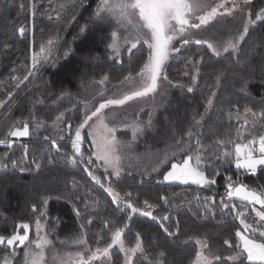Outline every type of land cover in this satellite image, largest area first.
I'll list each match as a JSON object with an SVG mask.
<instances>
[{
    "label": "trees",
    "instance_id": "obj_1",
    "mask_svg": "<svg viewBox=\"0 0 264 264\" xmlns=\"http://www.w3.org/2000/svg\"><path fill=\"white\" fill-rule=\"evenodd\" d=\"M98 3L99 0H0V137L4 138L10 129L22 127V123L27 121L30 130L27 139L16 141L11 147L0 145V158L9 163V167L0 168V235L9 237L14 232H20L17 225L33 224L40 213L47 209L51 219H55L58 212L70 215L75 225L72 234L82 228L85 240L92 248H103L111 243V234L116 228H124L122 239L128 246L135 244L139 233L147 256L145 258L138 253L139 258H134V264H149L161 250L166 253L164 264H193L198 251L195 238L206 239L209 251L221 256L223 264H232L226 258L235 253L238 242L235 231L242 227L237 211L243 212L246 221L251 224L257 225L255 218L258 217L249 205L234 198L227 200L228 177L232 178L233 184L243 182L258 189L264 187V180H259L256 174L236 170L232 163H225L224 152L234 153V143H245L264 135V118L252 117L243 111L246 106L257 113L264 110V46L258 43L264 38V22H258L251 28V39L242 45L238 58L229 53L216 56L210 53L206 44H196L195 40H190L180 46L178 53L166 65L165 75L172 84L193 85L197 68L200 76H207L204 84L199 85L201 94H198V89L192 93V117L187 128L192 127L193 117L205 112L208 98L214 92V77H220L214 105L204 120L200 136L187 152L192 156L204 152L201 162L207 170L218 167L220 171V175L214 177L216 183L205 188L157 181L139 183L138 176L125 174L109 185L121 195L131 193V197L126 199L133 205L144 208V201L147 200L155 206L150 209L153 215H169L165 223L175 234L168 236L156 221L138 213L131 214L130 210L123 209V205L118 209L104 191L108 185L101 170L93 172L90 169L104 180L97 183L84 171L85 167L89 168L88 165L67 163L65 154H72L71 142L67 139L58 142L57 151L51 145L50 138L45 140L46 134L35 132L33 121L37 120L35 114L39 115L42 108L41 100L49 103L55 99V94L73 91L83 81L95 76L106 75L109 80L119 84L129 73L136 74L147 58V45L140 44L131 54H124L121 62L110 60L112 50L106 45L111 42V34L98 27L94 15ZM261 8H264V0H253L249 12L254 16ZM246 13H239L242 21ZM21 26L28 28L23 38L17 31ZM199 33L202 41L220 39L208 31ZM49 40L53 41L50 45L52 55L47 62L40 61L33 68V55L41 56L40 48L47 46ZM29 72L32 75L27 80L23 79ZM16 77L19 82L14 79ZM245 77L251 82L248 91L242 93L239 88ZM69 117L68 123L76 127L82 120L81 107L76 106ZM171 119L174 122L166 123V129L176 128L182 122L181 118ZM121 135L126 137L125 134ZM83 137L81 151L86 159L89 153L86 150V133ZM227 138H231L233 144L224 148L214 144L216 140ZM208 145H213V148L204 151ZM25 147L29 152L26 157L23 156ZM21 157L20 166L13 168L10 160L21 161ZM49 157H52L53 163H48ZM34 159L41 165L39 169L33 163ZM20 168L27 170L22 172ZM259 171L264 174V168ZM206 197H213L216 201L215 205L207 202L208 211L205 210ZM45 198L47 204L44 203ZM221 199L235 204L236 210H222ZM129 215L132 216L131 220L127 218ZM89 220L92 222L88 223ZM125 224L127 227H124ZM225 239H229L230 244L225 245ZM117 247L110 249L113 264H123L124 254ZM11 250L0 245V259ZM23 256L24 248L20 246L14 264H23ZM213 264L219 262L214 260Z\"/></svg>",
    "mask_w": 264,
    "mask_h": 264
},
{
    "label": "snow or ice",
    "instance_id": "obj_2",
    "mask_svg": "<svg viewBox=\"0 0 264 264\" xmlns=\"http://www.w3.org/2000/svg\"><path fill=\"white\" fill-rule=\"evenodd\" d=\"M72 2V0H69ZM250 0H244V3H249ZM227 0L220 3L214 7H210L206 0H99L94 15L99 19H115L121 26H131L134 31L130 32L127 37H121L116 31L111 33L112 40L106 46L112 49L117 56L120 55V50L124 45H129L127 51L129 54L137 49L138 44L147 45V58L144 60L139 71L136 73L138 81L134 80L131 73L125 77V80L129 83H136L138 87L132 90L130 93H126L122 98L118 99H108L105 103H101L95 111L91 112V115H85L83 120L75 127V138L71 140V150L72 154H65L66 162L73 165L85 164L92 165L94 163L92 157H95L97 161H102L105 166V171L111 169L110 175L116 177L120 176L122 170L123 157L120 154V149L123 146L130 145L132 141L137 138V134L143 133L142 122L133 121L130 127L132 128L131 140H123L118 138L115 134L114 127H109L105 123V116L102 112L103 109L110 105H124L128 101L135 99H142L145 97H150L157 93L163 81H167L168 77L163 74L164 66L166 61L169 59V55L173 51H179L178 48H173V41L178 37L182 39L184 44L189 42V37L191 35V30L200 29L203 25H206L209 20L214 19L219 15H231L234 10H236L239 5L236 0H233L232 7H226ZM21 8L24 7L23 4L20 5ZM33 14L35 12V5L32 6ZM64 7V5H61ZM210 7V10H208ZM219 9H224L220 12ZM243 11V9H241ZM203 12V14H198ZM193 19L198 20V23H192ZM257 22H264V8H261L258 12L254 14L248 12L246 13L242 28L238 30L237 34L231 39L224 41L222 44H214L209 41L196 40V44H206L207 49L210 50L214 55L220 56L221 52L229 53L231 56L239 57L242 53V45L251 39L250 30ZM19 36L24 37L28 28L26 26H21L18 30ZM83 31V29H82ZM53 41L49 40L47 46H41L40 52L41 56L33 55L32 57V67L36 68L38 62H47L49 57L52 55V45ZM260 46H264V38L258 41ZM5 48L8 47L7 44L4 45ZM201 59L203 57L201 56ZM199 72V68L196 69ZM32 73L29 72L25 75L23 79L27 80ZM19 82V78L16 77ZM107 79V77H104ZM217 82L220 81V77L217 76ZM171 83L170 81H168ZM250 79L245 77L242 86L239 91L244 93L248 91V84ZM195 83V77H193V85ZM188 92L193 91V86L184 85ZM67 95V93H65ZM213 96L216 95L215 92L212 93ZM213 101L208 100V105L211 107ZM207 111V110H206ZM244 113L250 114L252 117L260 116L264 118V110L257 113L251 108L245 107L243 109ZM63 116L61 113L56 117V121H53L54 126L58 127V123ZM96 118L95 123H93L88 131V136L92 137V144L95 148L87 159H85L83 152L81 151V144L84 137L81 135V130L89 124V121ZM203 117H201V120ZM195 120V117H194ZM35 128L39 129L44 126L45 122L43 120H34ZM200 120H195V125L200 124ZM152 123L151 113H149V119L147 125L150 126ZM71 125H68V130H71ZM192 130L189 129L187 135L192 136ZM30 135L29 123L23 122L22 127H15L8 131L5 138L0 139V145L12 146V140L9 138H21ZM239 135V133H238ZM48 141L49 137H45ZM50 143L53 147L57 148L59 151V145L57 140L51 139ZM179 143V142H178ZM216 146L224 148L229 144H233L231 138L219 139L214 141ZM258 144V147L254 145ZM213 148V145H208L204 151ZM183 151V149H182ZM29 155L27 147L24 149L23 156ZM204 152L195 153L193 156H188L183 159L180 163H173L171 165V170L168 171L164 176V181H179L181 183L187 184L191 182L199 186L200 188L211 187V185L216 183L214 177L220 175L219 169L206 174L205 166L201 162V157ZM225 163H235V166L239 169H245L247 172L255 174L260 167H264V135H260L258 139L253 138L248 140L246 143L236 142L234 143V153L224 152ZM21 161L16 159H11L10 164L13 168L20 166ZM161 161L160 163H165ZM36 168L39 169L41 165L33 160ZM48 163H53L52 157L48 158ZM9 167V163L5 162L3 158H0V168ZM27 169L20 168V171H25ZM84 171L92 178V180L100 183L99 177L93 174L90 168L85 167ZM153 171H158V168H154ZM232 178L228 177V190L226 193L227 200L231 201L233 197L239 198L241 201H246L249 204L260 205V209L255 211V216L259 218V227H253V224L246 222V217L243 212L237 211V218L239 219V224L242 226L237 228L235 231V237L237 238V243L235 244V253L228 256L226 259L230 260L232 264H264V191L257 192L255 190L249 189L243 184H233L231 182ZM75 186V183H74ZM101 187H104L101 184ZM104 191L112 198V203L120 209L123 205L124 210H130L131 214H140L143 217H148L151 220L156 221L159 224L160 229L168 236H172L175 233L171 228L166 226L169 220V215L165 214L162 217L153 215V212L145 209H153L155 206L150 204L147 200L144 201V208L137 207L133 203L126 199L131 197V193H123L121 195L114 187L108 186L104 188ZM205 210L208 211V203L212 205L216 204L213 197L205 198ZM167 203V200H165ZM44 203L47 204V198H45ZM221 209H227L230 211H235L237 206L235 204H230L226 202L225 199L220 200ZM75 210V209H74ZM35 211V206H34ZM76 214L79 216L80 213L76 210ZM44 212L40 213L43 217ZM131 220L132 216L127 217ZM92 221L89 220L88 223ZM107 226V221L105 222ZM19 229L23 230L24 234H19V232H14L11 236L5 237L0 235V245H4L6 248L12 249L6 252L2 259H0V264H12L13 259L16 257V251L14 245L17 243L24 246V256L23 264H93L94 261L100 260L102 257L111 259L110 249L113 246H119L121 252L124 253V264H134L133 257H137L139 253L140 256H147L145 249L141 243L139 233L136 236L135 244L132 246H127L122 239L124 228H116L111 234V243L107 244L103 248H96L94 251L87 247V241L83 236H78L73 240V244L77 246H84L83 250L75 252H66L59 254L53 252L51 259H46L45 251L52 245V241L48 239L47 234L41 235L44 231L46 225L41 222L38 217L35 221L36 228V239L29 240V228L28 223H23L17 225ZM124 227H127L125 224ZM177 231L179 230L178 224L176 225ZM258 234V236H257ZM27 242V243H26ZM196 243L201 245L200 250L195 254V260L193 264H213V260L218 261L219 264H223V259L221 256L208 251L205 253L204 249L208 247L206 240L197 239ZM225 245L230 244L229 239L223 241ZM85 253H88L86 256ZM166 253L161 250L159 251L157 258L155 260L149 261V264H164V257ZM139 258V257H137Z\"/></svg>",
    "mask_w": 264,
    "mask_h": 264
},
{
    "label": "rangeland",
    "instance_id": "obj_3",
    "mask_svg": "<svg viewBox=\"0 0 264 264\" xmlns=\"http://www.w3.org/2000/svg\"><path fill=\"white\" fill-rule=\"evenodd\" d=\"M252 1L253 0H250L249 3H244V0H236V3L239 5V7L236 10H234L231 15L218 14L214 19L209 20V22L212 21L211 23L208 22V24L203 25L200 29L191 30L189 41L201 40L199 31L200 32L208 31L210 35L213 34L217 38H220L218 39V41H209L214 44H222L224 41L231 39L233 36L236 35L234 34L236 33V30H240L242 28L244 22V20L242 21L239 13H243L244 11L249 12L251 10ZM206 2L210 7H214L220 3H223L224 0H206ZM232 5H233V0H227L225 6L232 7ZM210 7L208 10H210ZM241 9H243V11H241ZM219 11L223 12L224 9H219ZM198 14H203V12ZM190 22L198 23L199 21L193 19ZM97 23H98L97 24L98 27H100L101 29L108 30L110 34L113 31H116L118 35L121 37V39L123 37L129 36L130 32L134 31V29H132L131 26L122 27L121 24H119L115 19L97 18ZM182 44H183L182 39L178 37L176 40L173 41L172 47L179 49ZM139 45L140 44H138L137 48L139 47ZM128 47L129 45H124L120 50L119 56H117L115 52L111 49L112 57L110 58V60L121 62L124 54L126 55L129 54L127 51ZM135 50L136 49H134L133 51ZM177 53L178 51H173L170 53L169 59L166 61L164 66V70H163L164 75L166 74L167 63ZM210 53L213 54L211 51ZM223 54L225 53L221 52V55ZM196 75L197 76L195 77L194 85H190L193 86V91L197 90L200 84H204L203 81L206 80L207 77V76H200L199 72ZM132 76L134 80L138 81L139 78L136 77V74H132ZM104 77H107V79H104ZM216 78L217 77H214L215 80L212 85L214 87L215 93H216L215 89L219 88L220 86ZM115 83L116 82H112L111 80H109V77L106 75L95 76L88 81H83L79 85V87L77 89H74L73 91L66 90L64 92H61L60 94H55V99H52L51 101H49V103L47 101L41 100L42 108L39 110V115L37 112H36L37 114L35 113L34 114L38 116L37 120H43L45 124L43 127L39 129L35 128V132L37 134H41V133L46 134V137L57 140V143L64 141L65 139H67L68 142H71V140L74 139L75 137V127L74 124H71L70 122L68 123V119L70 118L69 115H72L74 113V109L76 108V106L81 107L82 120H83L85 115H91V112L95 111V109L98 108L101 103H105L106 100L108 99L122 98L124 94L130 93L132 90L138 87V84L129 83V81L125 80V78L119 84H115ZM193 91L188 92L187 88L182 87V85H176L169 83L168 81H163L160 87L158 88L157 93L153 94L150 97L128 101L124 105H110L107 108L103 109L102 112L105 116V123H107L109 127H114L115 134L118 138H121L123 140H131L132 128L130 127V125L134 120L138 122H142L143 133L137 134V138L134 141H132L130 145L123 146L120 149V154L123 157V161H122V170L119 177L110 175L112 171L111 169H108V171L106 172L105 166L103 165L102 161H97L95 157H92L94 163L92 165H88L89 168L93 172H98V170H101L105 175L104 179L108 186L112 185L111 182H115L125 174L138 176L140 179L139 183L157 181L167 184L197 186L195 184H192L191 182L184 184L179 181L163 180V176L168 171L171 170V165L173 163H180L183 159L187 158L188 156H192L190 153L187 152L189 148L195 144L198 136H200V133L203 130L202 125L204 123V120L208 116L210 109L214 105V99H216V95L213 96L211 94L208 98L213 101L211 107H209L207 103L206 106L207 111L206 110L205 112L202 111L195 118V120L201 121L200 124L198 126L195 125V120H194L192 127L190 126L189 128H187V125L191 120L190 117H192L190 114L192 111L191 104L194 101V99H192ZM65 93H67V95H65ZM198 94H201V91L199 89H198ZM61 113H63V116L61 120L57 122L58 127L54 126L53 121H56V117L59 116ZM149 113H151V119H152V123L150 126L147 125V121L149 119ZM171 117H177L179 119L181 118L182 122L176 128L169 127V129H166V123L172 124L174 122L172 121ZM201 117H203L202 120ZM95 121L96 118L93 117V119L89 121V124L86 125L84 129L81 130L82 137L84 133H86L88 137L87 141L85 142L87 147L86 150H88L89 152L87 157L93 151H95V148L92 144V137L88 136L87 134L88 131L90 130L91 125L95 123ZM69 124L72 126L70 131L68 130ZM33 125H35V123ZM126 128H128L129 130H126ZM189 129H191L193 133L191 137L187 135ZM166 130H170L171 132L168 133L166 132ZM180 130L183 131L180 132ZM33 132H34V127H33ZM7 133L8 132L4 134V138L6 137ZM72 134L73 137L71 138L70 135ZM121 134H125L126 137L122 136ZM27 137L9 138V139L12 140V144H13L16 141L21 142L22 139H27ZM0 139L3 138L0 137ZM254 147H258V144L254 145ZM165 160H166L165 163H160L161 161H165ZM232 166L236 170L246 171L245 169L242 168L238 169L235 166V163H232ZM154 168H158V171H153ZM214 168H216V170L218 169V167H214ZM214 168L207 170L208 168L205 166L206 174L213 172ZM261 168L264 167L258 168L255 174L257 177H259V180L262 181L264 180V174L260 173L259 170ZM96 176L99 177L100 181L102 182L104 181L102 180L100 175L96 174ZM237 184H243L247 186V184L243 182ZM247 187L257 192L264 191V187H262V189H258V187H250V186ZM233 198L245 205H249V207L255 208L257 210L260 209V205L249 204L246 201H241L237 197H233ZM146 210H150V209H146ZM44 213H45L44 219L41 218V216H39L41 222L46 225L41 235L47 234L48 239L52 241V245L45 251L46 259L50 260L53 252L63 254L66 252H75L78 250L80 251L83 250L84 246L82 245L77 246L73 244V240L78 236H83V238L85 239L83 229L81 228L80 230L79 228V230H77L74 235L72 234L73 231L75 230V225L70 215L66 213L63 214L58 212L56 214L55 219H51V215L48 216L47 209L44 211ZM255 219H257L256 222H258V218ZM49 221H51L50 224ZM28 224L30 225L28 232L29 240H34L37 238L35 222L33 224L32 223H28ZM252 224H254L253 227H259V223L257 225L255 223ZM80 227L82 226L80 225ZM19 230H21L19 234L21 235L24 234L22 229ZM261 230L264 231V229ZM197 239L200 238H195L194 239L195 243ZM201 240H206V239H201ZM124 242L126 244L125 240ZM207 245H208V241H207ZM20 246L24 248V246L19 245L18 243L14 245L16 251V257L18 256V249L20 248ZM87 247L93 251L96 249V248H92L88 244ZM197 247L198 250H200L201 245L197 244ZM117 248L118 250H120L119 246ZM204 251L205 253H207L209 251L208 247L204 249ZM85 255L87 256L88 253H85ZM110 256H111L110 260L102 257L100 260L94 261L93 264H113L114 257L111 252H110ZM134 258L135 257H133V260ZM14 260L15 259H13L12 264H14L15 262Z\"/></svg>",
    "mask_w": 264,
    "mask_h": 264
}]
</instances>
